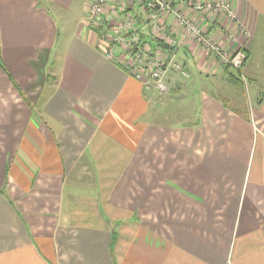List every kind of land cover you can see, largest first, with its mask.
I'll list each match as a JSON object with an SVG mask.
<instances>
[{
	"label": "crops",
	"instance_id": "1",
	"mask_svg": "<svg viewBox=\"0 0 264 264\" xmlns=\"http://www.w3.org/2000/svg\"><path fill=\"white\" fill-rule=\"evenodd\" d=\"M229 1L234 21L195 16L245 53L232 105L193 41L164 42L188 76L160 96L106 56L86 0H0V264H264V0Z\"/></svg>",
	"mask_w": 264,
	"mask_h": 264
},
{
	"label": "built area",
	"instance_id": "2",
	"mask_svg": "<svg viewBox=\"0 0 264 264\" xmlns=\"http://www.w3.org/2000/svg\"><path fill=\"white\" fill-rule=\"evenodd\" d=\"M87 22L100 32L104 51L109 59L120 62L140 80L145 88H154L157 93H167L168 70L175 71L181 77H187L188 72L175 58L172 50L162 55V47L152 45L142 39L133 15L126 12V0H86ZM112 4L111 15L113 28L103 27L102 15L108 4ZM132 5L146 13V23L151 35L162 43H168L177 48L187 41H193L207 52L214 61L240 69L245 53L237 49L228 53L218 42L212 40L204 31L196 14L223 13L230 21L236 19L235 12L229 0H214L201 2L199 0H133ZM175 18L176 30L166 24V18ZM108 21V19H107ZM109 23V24H110ZM175 30V31H174ZM173 31L175 35H173ZM172 34V35H171ZM174 36V37H171ZM164 49V48H162Z\"/></svg>",
	"mask_w": 264,
	"mask_h": 264
},
{
	"label": "rangeland",
	"instance_id": "3",
	"mask_svg": "<svg viewBox=\"0 0 264 264\" xmlns=\"http://www.w3.org/2000/svg\"><path fill=\"white\" fill-rule=\"evenodd\" d=\"M132 6H134V5H132ZM176 30V29H175ZM174 30V31H175ZM173 31V35H175V32ZM177 31V30H176ZM171 34V35H172ZM171 37H174V36H171ZM166 48H164V49H162L161 48V50H160V52H161V54L162 55H166L167 54V50H165ZM179 62V61H178ZM215 70H216V72L217 73H223V72H225V71H227L226 73H225V75H222L221 77H218V78H213L212 80H211V82H212V84L213 83H216L215 85H217V81H219V83H224V84H222L223 86H225L226 87V89H225V92L223 93V92H221V91H218V90H216V89H214V92H216V93H218L221 97H224V98H226L225 100L226 101H228L229 102V104L230 105H232V101H231V99H230V95L228 94V89H229V93H232L233 91H235V94L238 96V97H242V96H244L245 97V95H246V93H245V90L243 89V87L240 85V84H238V82H232V80L233 81H235V80H237L238 78L239 79H241L240 78V76H239V70L238 69H234V68H232V67H230V66H228V65H224V64H220L219 62H217V61H215ZM232 75H234V76H232ZM237 77V78H236ZM238 81V80H237ZM209 83V82H208ZM211 84V83H210ZM209 84V85H210ZM208 85V86H209ZM220 85V84H219ZM218 85V86H219ZM231 85H233V86H235L236 88H233V87H231ZM217 86H215V88H216ZM209 88H211L212 89V87L211 86H209ZM169 92V90L167 91V93ZM166 93H163V94H161L160 96H163V95H165ZM159 95V94H158ZM175 103V102H174ZM178 105H180V103L178 102V103H175V107H177ZM162 118L164 119V120H166L167 118H168V116H165L163 113H162ZM176 118H168V120H175ZM176 120H178V119H176Z\"/></svg>",
	"mask_w": 264,
	"mask_h": 264
},
{
	"label": "trees",
	"instance_id": "4",
	"mask_svg": "<svg viewBox=\"0 0 264 264\" xmlns=\"http://www.w3.org/2000/svg\"><path fill=\"white\" fill-rule=\"evenodd\" d=\"M129 5H132L131 3ZM128 6V5H127ZM126 10V9H125ZM127 11V10H126ZM151 45H155V46H160L162 48H166L167 45H165L164 43H162L161 41H159V39H157L156 37H153L151 35H149V38L147 40ZM234 76V75H232Z\"/></svg>",
	"mask_w": 264,
	"mask_h": 264
},
{
	"label": "water",
	"instance_id": "5",
	"mask_svg": "<svg viewBox=\"0 0 264 264\" xmlns=\"http://www.w3.org/2000/svg\"><path fill=\"white\" fill-rule=\"evenodd\" d=\"M128 3H132L133 0H126Z\"/></svg>",
	"mask_w": 264,
	"mask_h": 264
}]
</instances>
